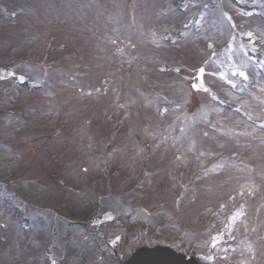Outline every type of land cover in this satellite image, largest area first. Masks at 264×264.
<instances>
[{
  "label": "rangeland",
  "instance_id": "rangeland-1",
  "mask_svg": "<svg viewBox=\"0 0 264 264\" xmlns=\"http://www.w3.org/2000/svg\"><path fill=\"white\" fill-rule=\"evenodd\" d=\"M15 1L17 0H2L4 5L5 3L7 4L5 5L7 7H12ZM132 1H137L136 19L139 22L145 14L147 7V11L151 10L153 14L154 11L160 9L164 5V2H167L168 0ZM201 1L202 0H193L194 4H189L187 6L188 8H186L184 12L179 11L177 8L173 9V17L170 16L168 18H164V23L167 25L170 23V26L172 27L178 26V24L181 23V15L187 14V12L189 14L193 11H197L198 7L207 6L209 3L208 0H205L204 2ZM243 1L246 7L251 5V7L254 8L251 10L250 8L243 10V8L237 7L233 1L232 3L229 1L227 2V8L229 10L232 8V12L234 13L236 19L243 24L240 40L243 42H249L251 41L250 39L254 41L257 40V44L264 49V0ZM127 2L128 0H22L21 3L24 4L27 9V14L24 16V20H27L26 24H28V30H25L24 32L29 35L31 33V35H36L39 38V45L43 43L47 34H52L55 37L59 36V38H62L63 41L67 42L69 50L76 49L83 56H86L87 60L84 59L86 68H82L83 72L81 75V78L84 81L82 87L95 86L100 81V78H108L104 70H108V68L112 66L110 62L112 61L111 56H113V52L108 51L101 59V62L104 63V65L100 64V60L96 59V53L90 48V46H94V39L92 36L99 34V37L97 38V46H100L103 36L105 39L108 37V34H112L113 32L123 33L124 24L122 19L125 18L123 15L126 12L124 8L128 7V4H126ZM18 4L19 3H17V5ZM72 4H77L78 9H73L71 7ZM0 5L2 4L0 3ZM132 6L133 5L131 3L130 7ZM2 16L6 17L5 13H3ZM146 17V23L149 24V26L151 25V21H156L152 15L148 14ZM94 26L97 28L94 29ZM142 27L144 28L143 22ZM86 28L91 30L89 31V34L86 32V34L80 33L83 29L86 31ZM137 29L139 28L136 26L135 29L132 30L133 32L131 35H128L129 37H116V35H113V37L118 41V44L125 46L126 50L127 48L131 49L129 50L128 55L126 53L123 54L124 50L119 51V59L123 60L127 56L138 52L142 48V39L140 37V32L137 31ZM78 30L79 33H75ZM14 31L15 30H12L14 34L10 32H7L6 35L3 34L2 45L4 48L6 47L7 41H10L9 44L13 45L15 42H20L17 41L19 31ZM208 34L209 35L207 36L205 43L212 40L217 41L216 39H213L210 33ZM14 35H16L15 38ZM255 35L259 36L262 44L259 42V39L255 40ZM127 41L128 44H126ZM193 45L194 43L191 46ZM185 46L184 48H179L176 45L173 49L171 48L170 51L167 50V55L165 56H169V54H171L175 56L174 58H176L179 54L185 57L188 51H193V49L186 45V43ZM159 47L160 46H156V49ZM70 54H72L71 51H69V55ZM0 56L3 59L9 58L8 54L4 55L0 53ZM126 59L127 60L124 62L128 63V65L118 68L119 80L122 78L121 76L125 74V69L130 72L132 71L134 65L133 57ZM129 60L132 61L130 62ZM217 61H220V59L218 58ZM72 62L73 61H70L69 64ZM197 62L198 61L190 63L194 64L190 65L191 68H193L192 66L197 65ZM198 67L196 69H198ZM133 72L135 71H132L129 75L131 76ZM192 75L195 77L197 75L196 71H194ZM127 81L124 83L125 89L130 90L131 83ZM263 81L264 80H262L263 85H258L259 92L262 95H264ZM82 87H69V90L64 87L63 92L59 93L60 95L56 94L49 96L48 98H52V101H49V105H47V107L52 108V110L54 109V111L56 110L59 113L55 112L53 118L52 116L49 118L47 121V124L49 125L43 126L45 127V130L41 128L43 131H38V129L29 128L31 132H28V129L22 132L25 137L38 132L39 136L36 138L35 142H39V144L47 143L49 147H47L48 150L46 152H44L41 147L39 150L33 152L26 151L22 158L20 156L17 157L15 154V148L17 147V143L20 144L17 140H24V138L22 139L20 137V133H17L16 131L23 127H18L17 129L8 127V129L4 130L3 126H0V134L2 135L1 139L8 144V148L4 151L0 150V152H2L0 153V180L10 182V187L18 192L24 199L32 200L33 202L35 201L46 206L51 205L60 207L63 205L62 209H60L69 217H85L87 214L95 212L96 206L91 195V189L93 191H100L102 194H110V197L107 200L102 201V203L104 202V211H102L96 221H94V226L99 227L102 232H104L107 236H110L111 240L119 238L118 251L124 256H127L132 250L140 247L141 245H169L183 250L184 248L188 249V247L192 246V244H196L200 247V252L206 254L209 252V244L213 233L218 229L225 228V232L228 231V227L225 225L228 224L226 222L229 214L228 212L231 209L237 210L238 208H241V206L246 205L247 211L243 221L238 222V224L235 225V235L234 237H231L232 241L228 243L229 250L235 252H233V254L226 259L224 264H264V195H262V191H264V176H240L238 174L230 173V171L227 170V176L217 175L212 178L211 183L216 181L217 184L211 192L209 187L210 183H204L205 179L202 180L198 178V176L200 177L206 175V172L203 170L207 166L205 165L204 169L201 167L200 156L203 151H210L202 145L198 150L200 153L194 158H191V155H189V149H186L188 161L186 163L187 166L184 165L183 167H180L174 162L172 158V156L174 157V152L171 153V151H169L168 154L170 157L168 156V161L164 159L161 160L163 166L162 170L161 165L154 159L153 156L157 153L159 148H167L168 150H171L169 149L173 146V144L170 146L171 140L174 142L176 139V127L171 125L173 129V132L171 133L173 134L172 139L163 138L164 141L161 140V137L157 136L154 129L145 130V133H149V135L138 133L141 132L140 128H138L140 123H142L146 128L147 124H149L146 121H152V119H154V116H152L151 119L148 117L147 112L144 111L151 110L150 105L143 106L141 101L135 99V96L132 93L127 94L130 98L129 102L131 103V108L134 109L132 112H135V114L138 115L132 116V112H123L119 110L121 108H116V102L110 101L109 97L100 101L96 100L95 102H92L93 100H82L78 90ZM124 94L125 93H122L120 96L121 102L124 101L122 99V97L125 98ZM54 96L62 98V103L65 105L63 109H58L56 107V104L60 105V103L57 100L55 102ZM77 96L79 98H77ZM39 97L40 96H37L36 98L38 101ZM82 102L90 104L87 109L88 111L79 110V106ZM105 106H108L109 108L115 107L117 117H121L126 120V124L134 123V132L127 127L125 129H119L117 137L112 138L108 141V143H104V139H107L108 137V124L106 122L103 124V126L107 128L106 130L105 128L97 130L94 125H90L88 127L90 132H95L96 136L101 134L104 136L103 138L97 139V145H100V147L103 145L102 149H97L93 146L94 139H91L89 142L85 139L86 129L84 128V125H82V121L87 114H83V112L93 113L92 115L96 121L101 119L104 120L103 118L106 111L103 109ZM2 107L4 106L0 104V109H2ZM20 107L25 109L22 104H20ZM4 108H8V106ZM36 110L38 112V116L34 119L38 122L32 121L35 123L34 125H36L37 128V126H39L41 122H44L48 117L42 115V113H45L46 111L44 106L38 105ZM75 110L76 114L78 112H80V114L74 116ZM67 111L71 114L70 116H72L69 120V128L67 127V130L69 129V132L67 133L68 139H66V134H63L64 136L61 137V140L58 138H52V133L46 132L48 131L47 127L49 129L53 126L57 127L59 125L57 121L61 122L65 118L64 114ZM142 113H144L143 117L141 116ZM255 114H259L258 111L255 112ZM229 119H232V123H230L229 120L228 123L230 125H234L235 127L243 125L242 123H244L234 114ZM117 127H119V125ZM188 130L193 131L191 128ZM261 134L262 137H264V132ZM43 135H47V137H44ZM31 138L35 139V136ZM124 139H126L129 143L123 145L121 141ZM150 140L152 141L150 142ZM77 141L79 142L75 143ZM181 141H183L182 144L184 147H188V142L185 141V138ZM224 141L225 140L218 139L213 143L215 146H220L223 145L221 142ZM247 142L248 141L243 140L232 144L229 142L225 143L233 146V148L226 153H235L233 149L244 148L248 143L249 145H252L250 142ZM118 143L120 144L119 146H117ZM147 143H149V147H145ZM150 144L154 145L152 149ZM211 144L212 142H210L209 147H211ZM216 148L219 149L217 146ZM176 149H180V147L176 146ZM257 149L262 150V154H264V141L261 143V148L257 146ZM100 150L101 154L99 155ZM149 150L152 153L149 162H142L140 157L144 155L145 151L147 152ZM215 151L217 150L215 149ZM88 152L92 153L91 155L93 156L90 161L86 156ZM110 153H112L111 155L113 156H109L107 163H102V165L99 166L96 165L97 155L103 160V157L108 156ZM215 153L218 154L219 152ZM246 153L249 154L247 151ZM12 155L16 156V163H13V159H10V156ZM85 157L87 161L86 159H82ZM10 160H12V162ZM262 163L264 164V158L261 161V164ZM142 166L147 167L148 171L146 174L141 173L140 168ZM98 167L102 168L103 175L111 176L112 181L110 188L105 187V181H102V176H96V174H98L97 171L99 170ZM82 168L88 169L87 174H83L81 170ZM157 168L160 170L157 171ZM46 169L48 170L50 176H42L41 172ZM151 169L155 170V176H151L149 173L152 171ZM180 169L184 172H191L193 169H196L197 171L194 172H197L196 175H199L187 177L188 191L186 199L183 201L180 208L176 210L173 207L172 198L177 191V179L181 176ZM135 170H138L136 172L137 174L139 172L137 176H135ZM262 171L264 173V169H262ZM141 177L146 183L139 182ZM20 179H22V182ZM61 180H63V185L59 184ZM182 180L184 179H181V182H183ZM219 180H221V183ZM32 182H34V184H32ZM130 189L135 196L132 193H127ZM240 192L241 195H239ZM257 192H260L261 196L258 194L256 197L248 196L249 193L253 195ZM117 193H121L122 195L119 197V194ZM210 194H213L214 196L212 200L208 197ZM202 197L206 199L205 202H203L204 199ZM229 199L234 201L232 203L233 205L228 209L221 210V203L228 202ZM1 205L2 204L0 202V221H4L9 212L6 210V213H3ZM211 205H213V211L206 213L204 208L207 206L211 207ZM108 212L113 213L118 219H120L123 222V227L116 228L112 224L103 223L104 220L102 217L106 216ZM255 217H257L258 222L255 221ZM10 221L11 220H8L7 222ZM210 221H213L214 223L210 224ZM201 224L202 226H200ZM212 224L216 227L208 233L207 230L210 226H212ZM256 226H258L255 230L257 233L244 241V236L251 231V228ZM13 228L14 222L10 224L9 231H6L7 233L4 235L6 237V242H0V264H31L30 259L33 254V250L30 249L29 245L31 236L20 237L19 234L12 232V230L14 231ZM0 234L3 233L0 232ZM250 234L251 232L247 235V237ZM79 235L81 237L83 234L80 233ZM241 240H243L241 246L233 249L234 247L232 244L241 242ZM110 241H106L104 244L109 243ZM73 243L74 241L68 237H66V241L63 243V245L65 244V247H68L64 249L67 255L66 262H72L71 259L75 256V252L71 249ZM214 264L222 263L216 261Z\"/></svg>",
  "mask_w": 264,
  "mask_h": 264
},
{
  "label": "water",
  "instance_id": "water-1",
  "mask_svg": "<svg viewBox=\"0 0 264 264\" xmlns=\"http://www.w3.org/2000/svg\"><path fill=\"white\" fill-rule=\"evenodd\" d=\"M165 253H162V255H164ZM152 255V253H148V252H143L140 255H138L131 263L129 264H144L142 263V257H150Z\"/></svg>",
  "mask_w": 264,
  "mask_h": 264
},
{
  "label": "snow or ice",
  "instance_id": "snow-or-ice-1",
  "mask_svg": "<svg viewBox=\"0 0 264 264\" xmlns=\"http://www.w3.org/2000/svg\"><path fill=\"white\" fill-rule=\"evenodd\" d=\"M250 35V34H249ZM205 91H207V89H205Z\"/></svg>",
  "mask_w": 264,
  "mask_h": 264
}]
</instances>
